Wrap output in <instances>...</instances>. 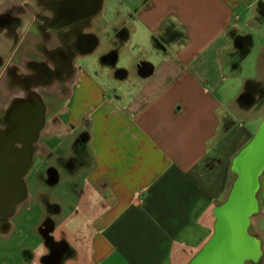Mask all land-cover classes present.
<instances>
[{"label": "crops", "instance_id": "1", "mask_svg": "<svg viewBox=\"0 0 264 264\" xmlns=\"http://www.w3.org/2000/svg\"><path fill=\"white\" fill-rule=\"evenodd\" d=\"M16 1L27 0H0V12ZM260 11L264 0H142L133 13L152 61L140 50L118 67L124 46L111 42V56L96 60L105 77L71 63V78L59 89L63 108L48 113L38 137L48 187L34 186L40 171L28 183L29 172L25 200L0 222V264H187L212 233L233 155L252 136L232 114L257 126L264 113L237 106L252 79L227 99L224 88V65L243 49L235 39L247 35ZM166 20L177 37L162 38ZM122 33L128 42L131 29L123 25L112 41ZM253 58L258 75L264 41ZM60 174L67 183L52 190ZM25 204L40 205L41 215L29 239L17 243L13 231L27 224L14 218ZM47 222L49 238L62 245L57 252L39 233Z\"/></svg>", "mask_w": 264, "mask_h": 264}, {"label": "water", "instance_id": "2", "mask_svg": "<svg viewBox=\"0 0 264 264\" xmlns=\"http://www.w3.org/2000/svg\"><path fill=\"white\" fill-rule=\"evenodd\" d=\"M103 0H70L63 28L76 20L96 15ZM263 5V4H262ZM95 43L90 45L92 51ZM34 106V105H33ZM35 107V106H34ZM35 125H6L0 129V222L6 221L25 200L23 178L32 166L33 149L43 125L38 109H23ZM42 117V116H41ZM17 145L19 147H17ZM229 172L232 181L227 195L212 209V233L187 264H262L263 242L249 232L251 219L259 212L257 195L264 174V113L248 142L233 155ZM51 229L43 224L39 233L46 237Z\"/></svg>", "mask_w": 264, "mask_h": 264}, {"label": "flooded vegetation", "instance_id": "3", "mask_svg": "<svg viewBox=\"0 0 264 264\" xmlns=\"http://www.w3.org/2000/svg\"><path fill=\"white\" fill-rule=\"evenodd\" d=\"M67 1L70 0H27L23 3L16 1L2 8L0 129H4L6 125H35L36 115L33 121L26 111L22 113L26 108L34 112L38 109L42 116L41 125H44L47 122L46 116L53 107L54 101L50 100V94L55 92L53 88H56L58 83L64 85L67 77L71 76V63L81 56L91 54L101 45L93 31L92 18L95 15L76 20L72 25L63 28L64 20L61 17L67 14ZM25 21L27 25L23 35L20 30ZM111 42L112 37L109 36L102 48L106 50ZM93 43L95 47L88 51ZM107 54L106 50L102 55ZM3 80L7 82L8 88H2ZM52 83L56 85L53 86ZM42 147L38 139L34 145L33 158L42 155ZM30 169L23 178L25 183L29 178ZM48 180L47 176L46 182ZM44 225L47 229L51 227L49 222ZM50 248L56 252L60 250L53 245H50Z\"/></svg>", "mask_w": 264, "mask_h": 264}, {"label": "rangeland", "instance_id": "4", "mask_svg": "<svg viewBox=\"0 0 264 264\" xmlns=\"http://www.w3.org/2000/svg\"><path fill=\"white\" fill-rule=\"evenodd\" d=\"M142 0H103V4L101 6L100 11L92 18V25L94 34L99 39L101 45L96 47V49L88 55H84L79 57L75 62L80 65L82 68L86 70H95L98 75L106 76L108 73L107 69H102L97 66V57H100L106 50L102 48V45L105 41L114 33V29L120 26H126L127 28L131 29V37L130 40L126 43H123V33L119 35L118 41L117 39H113V43H119L118 46L122 45L123 47L118 55L117 66L118 67H128L131 63V60L134 55H138L140 50H145V52H141V55H145L147 61H152L150 54H148V47H149V40L145 30L142 28L139 20L136 19L134 16V9L138 8ZM255 26L250 27L248 30L247 35H249L251 44L246 53H241L240 51L235 52V66L232 65H224L225 68V75L227 76V81L224 84V88L226 89V94L229 96H235L238 94L242 89L243 81L245 79H252L248 81V84H244L243 91L239 97V104L241 109H246L249 111L250 109L257 108L262 109L264 108V64L259 67V72L257 75L256 63L254 57V52L260 46V44L264 41V13L260 11L258 18L256 19ZM257 25V26H256ZM21 36V35H20ZM123 40V41H121ZM111 46V45H110ZM109 46V47H110ZM120 48V47H119ZM253 55V57H251ZM232 72V74H230ZM67 77V79H70ZM66 79V80H67ZM68 81V80H67ZM65 82L64 85L62 83H55L53 86L56 85L54 93L50 94V100L53 102V107L50 110V114L58 112L60 109L63 108L62 98L59 96V89L66 88L68 82ZM2 88H8V84L5 80L1 82ZM225 100V97H223ZM231 98V97H230ZM248 107H252L249 108ZM224 111L221 113V117L224 116ZM233 118L236 122H239L241 126H245L248 128L252 135L254 134L256 128V121L248 120L246 118H241L234 113L232 114ZM260 123V121H259ZM258 123V124H259ZM256 126V128H255ZM246 141L244 145L247 143ZM242 145V147L244 146ZM240 147V149L242 148ZM239 149V150H240ZM238 150V151H239ZM237 151V152H238ZM236 152V153H237ZM235 153V154H236ZM84 158L88 159L87 154L84 153ZM48 162H43L42 157H34L33 158V165L30 169L31 177L28 183H32V173L40 171L37 173L39 176L38 180L33 181L34 186H37L39 189L47 188L48 183L46 182L47 173L46 169L48 168ZM41 179V180H40ZM60 181L56 184L58 185L56 188L52 190H57L58 187H64L67 181L65 177H62L61 174L59 175ZM232 179V178H231ZM74 180V179H73ZM78 181V180H77ZM260 192L257 195V199L259 202V212L258 214L251 219V225L249 227V232L252 234H256L260 237L263 242L262 251H263V260L262 264H264V174L260 179ZM29 206V207H27ZM40 205L37 207H33L31 204H25L22 206L17 216L14 218L16 219H25L27 227L21 228L17 227L16 230L13 231V235H15L17 243L19 242V238H26L28 240L31 232H32V225L35 226L36 222L39 221V217L41 215ZM50 214H55L56 212L49 211ZM48 212V213H49ZM57 214V213H56ZM60 216V215H59ZM59 216H56L58 218ZM60 218V217H59ZM13 219V220H14ZM35 229V228H34ZM51 229V227L49 228ZM49 240V244L55 247H59L62 249V245L58 242H53L49 235L45 237ZM19 248V245H18ZM17 248V249H18ZM14 249V251H17Z\"/></svg>", "mask_w": 264, "mask_h": 264}, {"label": "trees", "instance_id": "5", "mask_svg": "<svg viewBox=\"0 0 264 264\" xmlns=\"http://www.w3.org/2000/svg\"><path fill=\"white\" fill-rule=\"evenodd\" d=\"M168 20L166 21H163V23L161 24V29L163 30L162 32V38L164 39H168V38H172V37H177L176 33H174L170 28H169V25H168ZM181 37V35H179V38ZM180 44H184L186 42V37H184V39H180ZM251 44L250 42V38H249V35H245V36H238L236 37L235 39V45L236 46H239L241 45L243 47L242 50H240L241 53H246L248 48H249V45ZM111 54H107V55H102L99 57L100 61L101 62H105V60H107L108 57H110ZM233 67L236 65L235 62L232 63ZM250 81V80H248ZM248 81H246V83L248 84ZM245 83V84H246Z\"/></svg>", "mask_w": 264, "mask_h": 264}]
</instances>
